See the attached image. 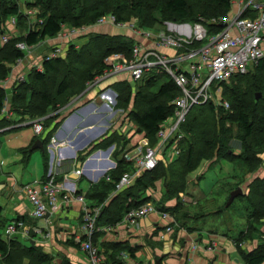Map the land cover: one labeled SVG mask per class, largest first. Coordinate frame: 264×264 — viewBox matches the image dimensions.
I'll use <instances>...</instances> for the list:
<instances>
[{
	"label": "rangeland",
	"instance_id": "rangeland-1",
	"mask_svg": "<svg viewBox=\"0 0 264 264\" xmlns=\"http://www.w3.org/2000/svg\"><path fill=\"white\" fill-rule=\"evenodd\" d=\"M11 1L17 3L19 7L18 14L3 16L1 10ZM35 2L36 0H0V55L10 49L8 44H10L9 42L12 41L14 37H20L26 32L36 29L37 26L41 24L42 18L39 16L42 12L41 3L35 4ZM93 2L94 0H75V5L73 6L76 11H80L91 6ZM154 14L156 17L161 18L158 12H154ZM110 15H112V13L100 16L99 18L106 16V18H104V20L101 19L100 22L98 18L93 24L74 27L76 28L74 32L70 30L71 27L69 24L64 23L61 25L60 31L54 37L46 38L36 44L28 45L24 41H17L15 47L22 51L24 56L2 64L7 70V74L4 79H0V84L3 86L6 94L0 112V162L2 161L3 164L0 166V181L4 180L5 174L10 171L18 181L16 187L18 189L21 182H29L33 179H38L44 174L39 181L34 183L29 182L23 185L22 192L28 202L29 200L24 191L25 185L43 187L44 183H54V181H56L57 183L64 184L65 187L60 188L62 189L60 193L58 192L55 194L54 203H56V206L49 205L43 216H35L32 214V210H30L31 219L20 217L5 222L6 219L0 218V225L5 222L1 225V232L6 236L5 240L10 241L15 239L18 241L16 242L15 249L12 250L13 252L10 260H7L6 257L0 253L1 263L55 264V261L60 259V264H71L70 258L65 252L63 253L60 250H56V252L46 251L44 249V245L50 241V237L52 236V238H54L53 236H55V240L60 248L67 247V244L76 247L79 253L83 252L86 255L89 264H129L128 258H124L122 253V258L119 256L121 260L119 258L118 261L116 259L107 260L109 257L106 255L109 252L108 249H103L102 251L99 246L100 243L102 244L103 242H100L102 230L96 231L92 236H89L87 233H82L83 230L80 226L83 221L85 210L97 206L95 205L97 200H93L92 202L94 203L93 206H91V204L85 200V196H89L92 193H94L92 196H97L102 194L99 192H104L106 193L104 200L105 198L106 200L108 198V200L115 199L113 202L117 200L120 205V201L123 197L122 195L125 193H130L132 195V170L134 169L132 167V122L128 119V115L132 111V94L128 106H125L126 108L124 109V107L120 106V99L122 96L118 90L119 88H117V86L121 88L125 86L126 88L124 89H127L128 86L131 88L132 93V75L130 70H115L114 68L111 69L112 67L110 65V63H112L111 59L114 57L126 61L132 59V50L131 54L128 55L124 52L108 53L103 60L106 66H104L102 72L96 74L91 80L86 82L84 80L85 77H83L85 74L84 68H76L72 71L70 69L75 64L73 61L77 53H79L77 51H79L82 46L87 48L91 45L89 44L90 42H87L88 38L96 39L99 36L117 35L116 37H118L119 40L125 41L132 49V21L135 22L140 29L143 27L139 25L137 19L119 24L113 21ZM173 23L175 22L164 21L163 25L153 23L150 28L145 27V32L149 31L152 35H156L163 30L169 31ZM95 25H109L114 33L109 34L104 31L87 32V30L89 31L88 28L95 27ZM72 39L78 40V43L70 44L69 41ZM19 43H24L25 48L22 49L18 47ZM71 46L74 50L71 49L69 52L68 50H70ZM73 52L75 53L73 54ZM96 52L104 53V48ZM58 58L64 62V65L67 66L66 68L70 71L68 90H79L80 93L75 96L73 95L74 97L72 96V99L70 98L71 100H69L68 103H63V105L58 104V108L55 110L49 111L43 115H38L40 111L38 107H35L38 95L35 92V88L31 87L30 77L34 71H43L44 61ZM109 61L111 62L109 63ZM2 69L3 67L0 65V71ZM110 70L112 72H110ZM153 72H155V70H153ZM107 73L109 74L108 76ZM121 74H125L124 78L126 80L123 81V83L117 82L118 80L107 83L113 75L116 77ZM53 77L54 75H51L49 85L51 82H54ZM55 78H57V76H55ZM95 78L98 80L97 83L95 82L97 85H93V80H95ZM237 82L236 78H233L228 86L237 85L235 84ZM100 83L101 85L99 86ZM18 87H24V98L27 101H25V103L31 104H25L20 100L14 99ZM94 87H98L95 90L96 93L92 91ZM51 89L54 91L52 86ZM112 90L117 91L116 102L111 100L113 96ZM88 92H91L88 97L92 98L84 102L83 99H89L86 97ZM70 95L72 94L68 96ZM80 95H83L82 99L77 102V98ZM79 99L80 97L78 100ZM105 101H107V103ZM13 105H17L19 109H15ZM26 107L31 108L34 114L33 116L28 114ZM66 117L67 119H65ZM118 120H122L119 125ZM47 123H49V125H47ZM182 123L183 122L180 123L179 127H181ZM174 124L175 120H168L165 124L166 129L169 130ZM231 128L233 138L229 142V147L235 154H238L242 151V144L239 137L240 129L236 123L232 124ZM84 134L85 137H87V142L80 146V136L83 137ZM88 137H91V139ZM37 140L41 142V147H38V145L34 147ZM149 145L153 148L158 147L160 155L167 150L165 145L162 146L160 140H157L155 145L150 143ZM15 149L21 152V159L15 155ZM85 151L87 152L84 155L81 154V152ZM167 155L168 153L166 152V158ZM110 158L115 160V165H117L118 162L126 165V169L122 174H119L115 184L117 185L122 176L126 173L128 174L129 180L120 188L116 189L115 185L113 190H107L106 183L104 182L102 184L101 180H99L104 177L108 171L114 170L111 167L96 172L94 175L96 176L95 179H98L96 183L102 184L98 185L99 192L96 191V186L93 188L88 186L85 193V191L82 190L83 188H79V185L76 186L75 184H71L72 182L70 181H72V178L69 175L70 172L75 176H81L83 174V165L85 169L88 162H100ZM260 158L263 160L262 163L258 168L252 171H247V168L244 166H238V163L234 160H220L219 158L211 166H209L207 160H202L198 167L187 175V185L184 192H179L178 197L173 195L162 196L163 201L166 200L170 203L176 199L177 202L175 207L178 210L177 214L180 229L184 228L187 231H191L190 233H195L194 239L199 238L200 231L203 230L202 233H204L205 236L212 238V240L216 242L217 249L211 251V256L213 258L216 256L214 260L211 258L212 264H242V262L245 264L241 253H248L264 245V218L261 219L259 223H256L254 219L249 216L251 213L249 212L250 203L255 197H250V186L256 178L264 177V151L260 154ZM18 161H20L24 167L18 163ZM79 162H81L82 166H77ZM92 168L93 167L90 169L91 171ZM114 168H116V166H114ZM2 171L4 172L3 174H1ZM165 186V179H163L160 187L166 188ZM238 187L242 188L243 194L234 198L233 202L226 206L230 192ZM164 191L165 190L162 191L163 194H165ZM190 193L194 195L195 199L189 197L188 194ZM106 200L104 201L105 204L104 202L98 204L100 205L99 207L102 208L101 212L110 205V203L109 205L107 204L108 201L106 202ZM182 200L184 202H181ZM74 201L79 202L81 205L80 222H78V225H76L77 221H75V218L68 215L66 211V214H62L63 207L65 205V207H68V205ZM0 202H2L1 196ZM179 202L181 203L179 204ZM156 203H158V201H156ZM29 205L31 208L30 202ZM175 207H173V209H175ZM131 209L132 207L128 210H124L122 218L114 223L111 229L119 224L127 223L124 221V216H126ZM49 213L56 214L50 215L49 218L45 217ZM148 215L146 217H148ZM42 218H46V221L43 227H40L38 225L39 223L36 221ZM74 224L76 227L72 226ZM9 226L15 227L14 233H9ZM72 227L76 228L78 232H73V234H71ZM61 229H66V231ZM176 231L177 228L174 229L173 234ZM241 232L243 233L241 234ZM36 240L39 241V244H37ZM86 242L97 249L91 257L85 249L84 243ZM29 251H31V253ZM145 251L146 248L144 247L140 258L142 264H155L156 260L153 259L152 254L148 253L147 256ZM204 251L205 250L200 252V254H204ZM105 256L107 258H105ZM149 256L151 258H149ZM96 259L97 262L93 263ZM149 259H152V261ZM236 260L238 261L235 262ZM56 264H58V262ZM186 264H191V257H188ZM195 264H202L201 260L199 259Z\"/></svg>",
	"mask_w": 264,
	"mask_h": 264
},
{
	"label": "trees",
	"instance_id": "trees-1",
	"mask_svg": "<svg viewBox=\"0 0 264 264\" xmlns=\"http://www.w3.org/2000/svg\"><path fill=\"white\" fill-rule=\"evenodd\" d=\"M36 3H41L42 12L39 16L42 18V23L36 29L30 30L20 37H14L9 42L10 49L0 55V65L3 67L0 71V79H4L7 74V70L2 65L4 62L24 56L23 52L15 47L17 41H24L26 44L32 45L46 38H52L60 31L61 25L64 23L69 24L70 27H82L93 24L102 15L112 13L116 23L137 19L139 25L145 29V27L150 28L153 23L163 25L164 21L194 22L200 18L205 21L220 19L226 17L232 8V0H94L91 6L80 11L74 9L75 0H36ZM7 4L1 10L3 16L18 14L19 7L16 2L11 1ZM154 12H158L161 18L156 17ZM219 28L220 25H216L212 30ZM116 36L105 35L96 39L88 38L87 42H90L91 45L87 48L82 46L77 51L79 53L74 58L75 64L70 68L71 71L76 68H84L83 77L86 82L102 72L106 66L103 60L108 53L131 54V46ZM101 48H104V53L96 52ZM71 49L74 50L71 46L68 51L70 52ZM66 67L61 59H52L44 61L43 71H34L31 75V87L35 88L38 95L35 105L40 111L38 115L55 110L58 108V104H66L73 95L80 93L79 90H68L70 71ZM51 75H54V82L50 84L54 91L49 85ZM233 78L238 81L235 83L237 85L228 86ZM231 79L227 81L228 83H221L222 95L229 102V109L216 108L212 102L193 106L181 125L183 137L179 142V154L170 163L160 159L155 168L144 171L132 184V195L130 193L122 195L120 205L117 200L110 201V205L104 208L97 218V224H108L111 227L122 218L124 210L151 202L149 197L144 196V192L155 185L158 180L165 179L164 195L178 197L179 192L185 191L187 175L198 167L202 160H207L209 166L220 158V160H234L238 166L246 167L247 171L258 168L263 161L260 154L264 151V60H261L248 73L236 75ZM117 88L122 96L120 106L124 109L125 106H128L132 94V111L129 113L128 119L136 125L137 129H140L139 132L144 133L150 144L155 145L158 130L163 122L173 114L171 101L179 95L180 89L168 75L162 72H152L144 76L136 82L134 88L132 87V93L128 86L127 89H124L125 86L123 88L117 86ZM17 89L14 99L25 103L24 87ZM257 92L260 93L258 98H256ZM69 94L72 95L68 96ZM5 98L6 94L0 84V112ZM13 107L19 109L17 105H13ZM26 108L28 114L33 116L31 108ZM234 123L240 129L239 137L242 144V151L238 154H235L229 147V142L233 138L231 126ZM125 169L126 165L118 162L114 170L100 178L101 183H106L107 190H113L119 174H122ZM101 183L98 185H102ZM101 193V195L91 196L92 199L97 200L95 205L104 201L106 193ZM251 196L255 197L250 203L249 212L251 213L249 216L259 223L264 218V177L256 178L253 181L250 186ZM156 206L160 210L172 212L176 220L179 221L176 207L175 209L168 208L161 203ZM16 242L18 241L15 239L6 241L0 238V253L7 260L12 257V250L15 249ZM111 247L110 260L118 261L121 253L125 251L124 249L127 250L124 252L127 255H134L135 250L132 247L128 248L118 244H112ZM29 252L31 253V251ZM241 254L245 264H261L264 262V245Z\"/></svg>",
	"mask_w": 264,
	"mask_h": 264
},
{
	"label": "built area",
	"instance_id": "built-area-1",
	"mask_svg": "<svg viewBox=\"0 0 264 264\" xmlns=\"http://www.w3.org/2000/svg\"><path fill=\"white\" fill-rule=\"evenodd\" d=\"M235 1L238 3V10L231 16L228 14L226 17L209 21L200 18L194 22H175L169 31L163 30L156 35L145 32V29H140L132 21V33L147 42L133 44L131 61L118 57L112 58V63L109 61L111 69L130 70L133 82L141 80L155 70L156 73L168 75L180 89V94L171 101L173 114L163 122L156 134L162 146L165 145L168 150L163 152V156L166 152L169 158H175L179 154V142L183 137L179 125L184 122L193 106L212 102L216 108L229 109V102L222 95L221 83L236 75L248 73L264 60V0ZM104 18L106 16L98 21ZM110 18L115 21L113 15H110ZM216 25H220V28L212 30ZM70 30L74 32L76 28L71 27ZM18 47L23 49L25 44L19 43ZM159 48L174 49L177 53L168 55L160 52ZM97 81L95 78L93 84ZM112 93L111 100L116 102L117 91L112 90ZM168 120H175L169 130L165 125ZM160 159L162 158L159 157L158 147H151L144 136L132 147V181L143 171L155 168ZM128 178V174H124L116 189L126 183ZM64 187V184L56 181L44 183L43 187L25 185L24 191L31 204L32 214L43 216L49 205L56 206L55 194L60 193V188ZM99 206L85 210L80 225L82 233L92 236L94 232L104 229L97 224L102 210ZM150 213H158L162 219L169 218L168 211L160 210L153 203L147 202L129 210L124 216V221L129 225H136ZM173 221L172 219L171 222ZM9 228V233L15 232L14 226ZM171 228V225L166 226L167 230ZM84 244L91 257L97 249L87 242ZM122 256L127 258L128 255L122 253ZM97 259L93 263H96Z\"/></svg>",
	"mask_w": 264,
	"mask_h": 264
},
{
	"label": "crops",
	"instance_id": "crops-1",
	"mask_svg": "<svg viewBox=\"0 0 264 264\" xmlns=\"http://www.w3.org/2000/svg\"><path fill=\"white\" fill-rule=\"evenodd\" d=\"M237 10H238V3L235 0H233L231 12L229 15L230 16L233 15ZM88 29H89V31L87 30V32L104 31V32L109 33V34L114 33L111 30L109 25H103V26L102 25L101 26L95 25V27H91ZM132 42L134 44L136 42L146 43L147 41L141 39L140 37H138L132 33ZM69 43L70 44L78 43V40L72 39L69 41ZM159 50H160V52L168 54V55H176V53H177L176 50H174V49H160L159 48ZM114 76L115 75H113L107 81V83H112L115 80H118L117 82H123L126 80L124 78L125 74L117 75L116 77H114ZM117 78H119V79H117ZM120 78H122V79H120ZM95 85H97V84H95ZM100 85H101V83L99 84V86ZM135 85H136V82L132 81V87L133 88L135 87ZM97 88L98 87H94L92 91L95 92V90ZM91 92L87 93L88 95L86 97L89 99H86V98L83 99L84 102H86V100L87 101L91 100L92 97H88V96H90ZM82 96L83 95L78 96V98L80 97V99L78 100V98H77V102L82 99ZM121 122H122V120L121 121L118 120V125ZM143 138H144V133L137 131L136 125L132 123V147ZM86 139H87V137H85V134L83 137L80 136L79 145L80 146L84 145L87 142ZM89 139H91V137ZM17 151L18 150H16V153L15 152L14 153H15V155H17L18 158L21 159V157H22L21 152L20 151L17 152ZM86 152L87 151L81 152V154L84 155ZM167 152H168V150H167ZM165 154L166 153H164V156H163V153H162V155L159 154V157L168 161L169 163L174 160V158H169V156H167V158H168L167 159L165 157ZM96 158H98V157H96ZM18 163H20L24 167V165L20 161H18ZM18 163H17V165H18ZM115 164L116 163H115V160L113 158H110V159L105 160V161L103 160L100 162H97V161L88 162L85 169H84V165H83V167H82L83 174L81 176H77V175L75 176L72 172L69 173V175L72 178L71 179L72 181H70V182H72L71 183L72 185H74V184L76 186L79 185V188H81V189L83 188L82 190H84V191L86 189H88V186L89 187L91 186L92 188L96 186L97 187L96 191L99 192L98 183H96V181L98 182V179H95L96 176H94V175L96 174V172H99L103 169H105V170L109 169V167L115 169L114 168V166H116ZM2 165L3 164L1 161L0 166H2ZM80 165H81V162L77 163V166H80ZM100 165H102V167H100ZM91 167H93L92 171L90 170ZM3 173L4 172L2 171L1 174H3ZM49 173H47V174H49ZM141 174L138 177H140ZM43 176H44V174H42L40 178L33 179L32 181H29V182L34 183L36 181H39L40 179H42ZM138 177H136L132 181V184L134 183V181ZM98 178H99V176H98ZM99 180H101V179H99ZM20 181H21V179H20ZM29 182H21L20 187L17 189L16 187H17L18 181L14 177V174L10 171H8L7 174H5V179L0 181V196H1L2 202L4 201L3 204H2V202H0V218L2 217L4 219H6L5 222H7L11 219L20 218V217H22L24 219H26V217L31 219V216H30V209L31 208H30L29 202L27 201L25 195L22 192L23 185L26 183H29ZM161 183H162V180L156 181L155 185L148 188L144 192V196L149 197L151 203H153L154 205H158L161 201V204H163L165 207H168V208L175 207V204L177 202L176 199H175V201H173L171 203L169 201H166V200L163 201L162 200V196H164L162 191L165 190V188L160 187ZM85 193H86V191H85ZM99 193H101V192H99ZM164 193H165V191H164ZM188 195H189V197L195 199V197L192 193H190ZM91 196H92V194L89 196H85V200L88 201L92 205L93 204L92 201L94 199H92ZM107 196H109V195H107ZM108 199L106 200V198H105L106 202L108 201L107 204L109 205L110 201H113L114 199L113 200L112 199L108 200ZM185 199H186V197H185ZM156 201H158V203H156ZM104 204H105V202H104ZM107 204H106V206H107ZM64 207L62 209V214L64 215V213L66 211V213H68V215L75 218V221H77L76 225H78V222H80V220H79L80 219V211H81L80 203L74 201V202H71V204L68 205V207H65V208ZM56 213H53V214L49 213L45 217L49 218L50 215H55ZM168 213H169L168 219H162L158 213H150V215H148V217H146L147 216L146 215L144 218L139 220L138 224L132 225V226L125 223V224H119L112 229H111V227H110V229H108V226H109L108 224H102L101 226L104 229L102 230V235H101L102 237L100 238V242H102V241L103 242H102V244L100 243L99 246L101 247L102 251H103V249L104 250L108 249L109 252L106 255H108L109 257L107 258L105 256V258H107V260L108 259L110 260V254L112 253L111 245L112 244H118L119 246H124V247L126 246L128 248L132 247V249L135 250L134 255H131V256L128 255L127 256L129 264H142V261L140 260V258L142 255V249L144 247L146 248L145 252H146L147 256H148V253H151L153 259H155V260L158 259L161 262H163L164 264H186L188 257H191V264L197 263L199 261V259L201 260L202 264H212L211 258H212V260H214V258L216 256L213 258L211 256V251H215L217 249L216 242L213 241L212 238H208L207 236H205V234L202 233L203 230L200 231V237L194 239L195 233H190L191 231H187L184 228L180 229L179 223L176 220L174 214H172V212H170V211H168ZM59 214H61V213H59ZM172 219L174 220L173 222H171ZM45 221H46V218H42V219H38V221H36V222L39 223L38 225L40 227H43V225L45 224ZM5 222H3V223H5ZM1 225H0V238L6 239V236L3 234V232H1V228H2ZM76 225L74 224L72 226L76 227ZM167 225L172 226L171 230L166 229ZM73 227L71 230L72 231L71 234H73V232H76V233L78 232L77 229L73 228ZM175 228H177V231L173 234V231ZM61 230L66 231V229H61ZM50 236H51V233H50ZM53 237L54 238H52V236H51L50 241H48L44 245L45 246L44 249L46 251L56 252V250H60L63 253L65 252V254L69 256V258H70L69 260H70L71 264H89L87 262L86 255L83 252L79 253V250L76 247H74L72 245H68V244H67V247L65 246V247L60 248L59 245L57 244L56 240H55V236H53ZM98 239H96V240H98ZM37 244H39V241H37ZM124 250L127 251L126 249H124ZM203 250H205L204 254L201 253L202 254L201 255L200 252H203ZM149 258H151V257L149 256ZM149 260L152 261V259H149ZM237 261L238 260H236L235 262H237ZM57 262H58V264H60L61 260L57 259L55 261V264ZM263 263L264 262H262L261 264H263ZM0 264H4V263L0 262ZM242 264H243V262H242Z\"/></svg>",
	"mask_w": 264,
	"mask_h": 264
},
{
	"label": "water",
	"instance_id": "water-1",
	"mask_svg": "<svg viewBox=\"0 0 264 264\" xmlns=\"http://www.w3.org/2000/svg\"><path fill=\"white\" fill-rule=\"evenodd\" d=\"M259 96H260V93H257V94H256V98H258ZM137 131H140V129L138 128ZM37 145H38V147H41V146H42V145H41V142L38 141V140L36 141L34 147L37 146ZM242 194H243V190H242L241 187H238V188L232 190V191L230 192V194H229V198H228V200H227V202H226V206H228V205L233 201L234 198H236L237 196H240V195H242ZM155 264H162V262H161L160 260L157 259V260L155 261Z\"/></svg>",
	"mask_w": 264,
	"mask_h": 264
},
{
	"label": "bare ground",
	"instance_id": "bare-ground-1",
	"mask_svg": "<svg viewBox=\"0 0 264 264\" xmlns=\"http://www.w3.org/2000/svg\"><path fill=\"white\" fill-rule=\"evenodd\" d=\"M130 174V173H129ZM127 243V242H126ZM124 244V243H123ZM131 248V247H130Z\"/></svg>",
	"mask_w": 264,
	"mask_h": 264
}]
</instances>
